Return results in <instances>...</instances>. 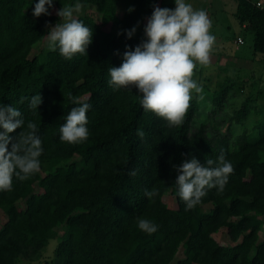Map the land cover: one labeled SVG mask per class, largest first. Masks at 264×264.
Listing matches in <instances>:
<instances>
[{
	"label": "trees",
	"instance_id": "1",
	"mask_svg": "<svg viewBox=\"0 0 264 264\" xmlns=\"http://www.w3.org/2000/svg\"><path fill=\"white\" fill-rule=\"evenodd\" d=\"M157 1L53 0L50 15L35 17L39 0H0V106L17 108L24 120L22 129L9 136L29 131L27 124L33 122L43 148L38 172L23 181L14 175L11 190H0V209L7 214L0 228V264L45 259L42 251L54 237L59 238L56 257L46 264H172L181 246L184 257L176 264H264V120L236 136L233 132L235 121L248 117L249 101L227 132L209 118L196 122L197 97L183 124L170 127L142 108L136 86L109 83V68L120 67L124 53L147 40L144 29ZM237 1L236 17L254 33L255 52L264 53V6L260 0ZM78 2L93 4L102 16L99 23L74 14L93 32L86 54L67 60L47 46L32 55L60 19L55 8ZM221 91L227 93L226 86ZM36 94L42 103L32 109ZM72 98L91 105L89 136L75 144L60 139L67 114L80 106ZM221 101L219 108L225 106ZM221 154L234 169L223 192L207 190L186 211L175 166L192 157L204 165ZM152 189L158 194L149 200L145 191ZM169 192L176 207L164 199ZM206 204L213 206L205 210ZM139 218L157 231L140 230ZM58 227L65 228L62 234ZM223 227L235 244L215 238Z\"/></svg>",
	"mask_w": 264,
	"mask_h": 264
},
{
	"label": "clouds",
	"instance_id": "2",
	"mask_svg": "<svg viewBox=\"0 0 264 264\" xmlns=\"http://www.w3.org/2000/svg\"><path fill=\"white\" fill-rule=\"evenodd\" d=\"M175 4V10L155 7L144 29L147 40L134 50L126 51L120 67L109 68L111 85L116 88L136 86L141 93L139 103L142 108L167 121L170 127L183 124L193 91L197 94L202 92L193 79L194 70L197 64L207 66L210 63L215 44L207 14L203 10H194L185 0H175ZM52 6L53 0H39L33 15H50L49 8ZM83 7L79 2L74 6L62 7L56 13L61 22L50 27L47 33L49 50H58L67 60L78 53L85 55L92 43V29L74 18V13H80ZM132 10L130 8L129 12ZM135 31V27L127 31L128 38ZM72 99L80 106L73 107L67 114L66 122L60 127V139L75 144L87 140L89 136L86 125L91 105ZM199 99L203 97L199 96ZM41 103V95L36 94L31 97L29 106L38 109ZM23 125L24 120L17 108L0 106V190H11L14 175L23 181L40 169L39 157L43 148L36 134L37 125L28 122L29 131H20L15 138L9 136V133L22 129ZM138 135L143 136V132H138ZM175 168L178 173L175 184L179 197L186 204V211L198 205L207 195V190L217 188L223 192L234 171L233 165L223 154L217 161L207 159L204 165L192 157ZM157 194L156 189L145 191L149 200ZM137 224L140 230L148 234L157 231V226L148 219L139 218Z\"/></svg>",
	"mask_w": 264,
	"mask_h": 264
},
{
	"label": "rangeland",
	"instance_id": "3",
	"mask_svg": "<svg viewBox=\"0 0 264 264\" xmlns=\"http://www.w3.org/2000/svg\"><path fill=\"white\" fill-rule=\"evenodd\" d=\"M173 4L167 7L175 10V0H170ZM194 10H203L211 21L210 34L215 36V44L207 66L197 64L194 70L193 79L202 88V92L197 94L193 91L192 97H197L199 101L196 122L205 121L208 118L220 125L223 132H227L232 119L246 103L248 104V117L233 124L234 136L244 131L245 127H252L260 120H264V53L254 50V33L244 27L235 15L236 7L231 6L227 0H185ZM264 6V0H261ZM73 6L68 4L67 7ZM124 5L119 6V15L123 13ZM55 8V12H57ZM93 17L102 23L101 13L91 4L84 6L80 13ZM61 22V18L57 23ZM57 23L51 25L54 27ZM104 28L111 29L105 25ZM241 37L243 41L239 42ZM48 46L47 38L34 46L32 55L44 51ZM226 86L227 93L223 94L222 88ZM202 96L203 99H199ZM222 99L224 107L217 105ZM218 107L217 112H214ZM235 139V137L233 138ZM170 207H176V198L172 193H167L164 197ZM24 206L25 203L21 202ZM212 204H206L205 210L212 208ZM7 214L0 209V228L5 223ZM64 227H58L57 232L62 234ZM215 238L224 245H233L228 229L223 227L214 234ZM264 239V228L261 232L260 240ZM59 242L58 237L50 240L43 249L42 255L45 259L31 261L23 259L19 264H41L44 260L51 261L56 257V248ZM184 257V248L181 246L172 264ZM46 264V262H44ZM51 264V263H47Z\"/></svg>",
	"mask_w": 264,
	"mask_h": 264
},
{
	"label": "crops",
	"instance_id": "4",
	"mask_svg": "<svg viewBox=\"0 0 264 264\" xmlns=\"http://www.w3.org/2000/svg\"><path fill=\"white\" fill-rule=\"evenodd\" d=\"M227 1H228V3L231 6L236 7V11H237L238 1L237 0H227ZM170 3H172L170 0H158L157 4H156V7L167 8V7L173 5V4H170ZM236 11H235V15H236ZM243 26L245 27V24H243ZM238 41H239V38H238Z\"/></svg>",
	"mask_w": 264,
	"mask_h": 264
},
{
	"label": "built area",
	"instance_id": "5",
	"mask_svg": "<svg viewBox=\"0 0 264 264\" xmlns=\"http://www.w3.org/2000/svg\"><path fill=\"white\" fill-rule=\"evenodd\" d=\"M258 4H259V5H262V2L259 1ZM241 41H243V39H242L241 37H239V42H241Z\"/></svg>",
	"mask_w": 264,
	"mask_h": 264
}]
</instances>
